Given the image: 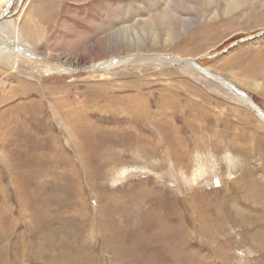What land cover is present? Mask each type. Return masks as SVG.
<instances>
[{"label":"rangeland","instance_id":"obj_1","mask_svg":"<svg viewBox=\"0 0 264 264\" xmlns=\"http://www.w3.org/2000/svg\"><path fill=\"white\" fill-rule=\"evenodd\" d=\"M174 1L14 0L15 27L38 55L56 62L83 60L80 70L60 75L0 60V177H16L15 164L7 166L10 161L19 165L27 156L37 157L32 175L39 177L42 201L34 207L29 199L21 219L15 200L4 206L11 213L12 235L18 226L25 230L24 257L7 264H184L186 250L197 251L190 264H200L202 256L207 264H264V123L223 85L189 65L190 69L184 67L188 59L195 61L245 93L264 113V0L228 14L223 0H218L222 7L216 16V4L183 0L179 9ZM166 3L175 23L171 31L164 24L154 28L156 44L142 41L131 52L112 42V31L162 16ZM194 7L201 10L196 12ZM0 43L7 46L3 38ZM156 54L177 60L172 65L129 63L108 74L87 68L114 57L149 60L144 56ZM138 89L144 95L129 100ZM80 132L106 144L86 145ZM173 148L186 152L176 160ZM101 152L107 153L105 159L115 155L118 159L101 167L97 158ZM99 172L105 179L98 182L93 177ZM236 183L241 192L235 190ZM1 184L6 188V183ZM30 185L28 192L33 189ZM144 188L151 190L148 200L161 218L165 205H172L171 211L177 201L179 214L187 219L185 232L193 242L181 246L175 241L148 240L160 230L157 222L143 229L146 234L137 245L126 229L116 233L122 239L119 245L105 241L106 228L131 226L133 215L141 217L150 208L148 203L147 207L129 204L130 195ZM249 194L252 200L241 199ZM108 204L121 208L108 209ZM139 205L142 213L134 211ZM234 207L242 208L243 214H235ZM175 211L169 216L178 215ZM248 217L250 225L242 222ZM0 233L4 236L2 228ZM6 243L3 251L8 249V257H13L18 252L16 243L12 250ZM116 247L139 256L119 260ZM137 247H143L142 258ZM153 251L161 253L155 260Z\"/></svg>","mask_w":264,"mask_h":264},{"label":"bare ground","instance_id":"obj_2","mask_svg":"<svg viewBox=\"0 0 264 264\" xmlns=\"http://www.w3.org/2000/svg\"><path fill=\"white\" fill-rule=\"evenodd\" d=\"M253 1H255V0H223L224 13L225 14H228L229 11L230 12L231 11H235V10L238 11V9L242 8V6H245V5L250 4V3L252 4ZM174 2H176V1H174ZM182 2H183V0L181 2H176L178 4V6H179V9L183 8L182 7V5H183ZM196 2H198V1L196 0ZM199 2H201V6H204L205 4L206 5H208V4H216L215 8L217 10L216 11H213V16H216L218 14V12H219V9L222 7L221 1H218V0H200ZM13 3H14V0H0V40L2 41V38H3L7 42L6 43L7 46H2V44L0 43V60H3L5 62H7V63H11V64H13L15 66H17L19 64H31V65H34L35 67H37L40 71H42L43 73H45L47 75H51V74H58V75H60V74H66V73L67 74H71L73 72H76L78 69L80 70V67L78 65L81 62V60H83V59H79V58L77 59V58H75L74 60H69L68 58H63L62 60H64V62H62V61L61 62L60 61H57L56 62V61H51L49 58L46 59V58H43L40 55H38L34 51V49H32L33 47L31 46L32 47L31 48L29 46V44L25 41V39L21 36V34L19 33V31L15 27L14 21L12 19L13 16H11V10H12V8L14 6ZM184 3H185V1H184ZM168 4H167V7L162 11V14H161L162 16L156 15L153 18H151L150 21H147L146 22L145 20H142L141 23L140 22L134 23L135 25H130V24H129V26H127L128 24L127 25H123V26H120L119 25L120 27H118L117 30H114V31L111 32L110 39L112 40V42H114V44H116L118 46H121V47H123V48H125V49H127L128 51H131V52H135V50H137V47L140 45V42H142V41L149 40L152 44H156V42L155 43L152 42L153 39L157 38L156 30L154 28H162V25L164 24L168 28L167 30L171 31L172 28H170V27H171V25H173L175 23V21H174V19L172 17L173 15L170 14L171 13V10H169ZM199 8L194 7L193 9H194V11L197 9L196 10V12H197V11H199ZM200 10H201V8H200ZM180 20H181V17L179 18L178 21H180ZM142 33L144 34L143 37H142ZM150 56L151 55L144 56V58L149 59V60H138L136 58L135 59H132L134 56H129V57H114V58H110L108 60H102V61H100V62H98L96 64H93L91 66H88L87 68L89 69V71H92V72H95V73L102 72V73L108 74L111 70H114L116 68L125 66V65H127L129 63L130 64L138 65L139 63H142V62H144V63L145 62H148V65H150L149 64V61H151L154 64L155 63H159L158 65H162V64L172 65L171 63H173V62H175V60H177L176 57H173V56H169L168 57V56H165L163 54H160V55L159 54H156V56L154 55L155 58L153 57V55H152V57H150ZM185 61L186 60H184L182 62L185 63ZM186 62H187V64L186 63L184 64V67H186V68H189L187 65L190 66L191 64H193V65L196 64L198 68L200 67L193 60H189L188 59ZM154 64H152V65H154ZM193 65H192V70L193 71H196V72H199V73L200 72L201 73L203 72L206 76L210 77L215 82L223 85V87H225L226 89H228V91L232 95L234 94V95L237 96L236 98H238V102L240 101L244 105L246 104V106L249 107L250 109H252L253 111H255V113L260 118L259 113L256 112V110L251 106L250 102L242 95V92L241 91H238V89H236V88L233 89L234 86L232 84L226 82V80H224L222 78L220 79L215 74L209 73V72H207V71H205L204 69H201V68H199L200 70L199 69H196ZM87 68L85 67V69H87ZM26 87H28V86H26ZM30 89L31 88H29V89L28 88H25L24 90H26V92H30ZM33 90H35V89H33ZM18 91H22V89H18ZM43 91H44V89H43ZM134 91H135L134 92V95L132 97L128 98L129 100H131L133 102H135L137 98L142 97L144 95L143 93H141V91L139 89L138 90H134ZM233 92H236V93H233ZM262 123H264V122L262 121ZM80 134H82L81 135L82 142L83 143L85 142L86 145H92L93 143H98V144L103 143V144H106L105 141H99V142L92 141L90 139V137H89L90 134L88 132H80ZM166 140H169V139H166ZM109 142L112 144L115 141L112 140V141H109ZM113 146H114V144H113ZM111 148H113V147H111ZM172 150H173L172 152H173L174 159H176V160L179 159V157L186 152L183 149H177V148H173ZM104 151H106V150H104ZM110 151H112V150H110ZM178 152H180V154H178ZM106 154L107 153H105V152H101V153L97 154V158H99V161L101 163L100 164L101 167L110 165L111 163H114V161H116L118 159L117 158L118 157L117 155H115L116 157L114 156L111 160L105 159ZM145 155H148V154L145 153ZM9 160H11V159H9ZM20 161L21 162H20L19 165H18V163H12L11 161L9 162L10 165H7V166L12 167L15 164V169L16 170H14V172L16 174H14V176L16 175V177H13V176L12 177H0V188H1V190H0V193H1V195H0V206L3 208L2 211L0 210L1 211L0 212V230L2 228V231H3V234H4V236H1V233H0V245H2L4 242L5 243L7 242L6 245L8 247H11V250H12V247H13L14 243H16L15 244L16 245L15 246V249L18 251L16 255H13V257H8V255H9L8 249H6L5 251H3L4 245H5V243H4L2 246H0V264H5V263L7 264L8 262L11 261V259H13L15 257H16L15 259H18L17 257H19V258L22 259L24 257V250H25V248H24V242L25 241H23L24 240V236H25V230H22V231L19 230L20 228L18 226V228H17L18 231H17V233L14 234L15 236L18 237V240L15 239V236L12 235L13 232H12V230L10 228V223L12 225L13 222H11V221L9 222V216L11 215V213H10V210L9 209H5L4 206L8 205V202L9 201H14L15 200V202L18 205V210L21 209V211H18V212H20L18 215L20 216L19 218L21 219L24 216L23 212L25 211L24 210L25 208H23V207L26 206V204L29 203V199L32 200V204H33L34 207H40L41 202H42L40 200V198H39V191H38L39 190V187H40L39 177H34L32 175V172L35 170V167L38 164L37 157H34V156L33 157H28L27 156L26 157V160H20ZM28 167L29 168H34V169L32 171H29L28 170ZM93 178H94V180H96L98 182L105 179V177H102L101 172H99L98 175L96 177H93ZM1 183H4V184L6 183L5 184L6 185V188H4V185H2ZM30 184L33 186V189L30 192H28V190L26 189V186L28 187V185H30ZM233 186L236 188L235 190H237L238 192H241V187L238 186L237 183L235 185H233ZM150 194H151V190H145V188H144V190L140 191V193L138 195H132V194L130 195V197L128 198L129 199V204L137 205L139 203L140 205H143V206L147 207L146 206L147 204H145V203H148V206H150V208L149 209L148 208H145V212L142 213V211L139 208L140 205L138 207L135 206L138 209H136V210L133 209V210L135 212L137 210H140L141 213H142L141 217H137L136 215L135 216L133 215L132 216L133 217L132 219L135 221V223L130 224L131 226H129V225L126 224L127 226L124 225L125 227H122V228L121 227L120 228H115V227L106 228L107 230H105V233H104V239H105V241L110 240V241L114 242L115 244L117 243L119 245L121 243L122 239H120V237L118 238L116 233L121 232L122 230L126 229V230H131L128 234L132 233V239H134V241L137 240V241H135L136 242V245H137V243H139L138 240L140 239V237H142V236L144 237V235L146 234V233H144L145 231L143 232V229H145L148 226L150 227L153 223L155 224V222H157V224H159L160 230L159 231L157 230L158 233L157 232L156 233L154 232L155 234H152L151 236H148V238H149L148 240H155V242H161V241H166V242H171L172 241L173 242V241H175V242L179 243L181 246H187L190 242H193V241H189V236L185 232V225L184 224H185V222H186L187 219L185 220V216L183 214H179L182 211H180V209L178 208L177 201L173 199L174 200V202H173L174 204L173 205L175 207H172L171 211L174 212L175 209L177 208L176 211H178V212H176V211L175 212L178 213V215L169 216L170 213H171V211L169 210V207L172 206V205H167L166 204L165 205L166 211L165 212L163 211L164 213L162 212L163 213V216L161 218L160 216H157V214L155 213L154 207L151 208V205L150 204H153V203L148 200V198H150V196H151ZM163 194H164V192H163ZM236 197L238 198V196H236ZM251 197H252V195L249 194V195L242 196L241 199L244 198L243 200H252L253 198H251ZM150 200H151V198H150ZM173 200H171V201H173ZM115 203H117V202H115ZM179 204H181V203L179 202ZM125 205L126 206L128 205V201H127V204L125 203ZM109 206H114L115 207L116 205H114V204H108V209H110ZM123 206H124V204H123ZM183 206H184V204H182V207ZM198 206H199V204H198ZM118 207L116 206V210L115 211L118 210ZM119 208H121V207H119ZM124 208H125V206H124ZM156 208L157 207H155V209ZM128 209H129V207H128ZM131 209H132V207L130 208V210ZM141 209H142V207H141ZM235 209H236L235 214H243L242 208H241V210H239L237 208H235ZM263 209H264V207H263ZM119 210H121V209H119ZM123 210H126V209H123ZM33 211L35 213L34 215H36V217H37L39 215V209L36 208ZM129 211L127 210V212H129ZM192 213L193 212H191V215H192ZM106 215L108 216V214H106ZM144 216H146V217H144ZM186 216H187V214H186ZM129 217H130V215H129ZM107 218L109 219V218H112V217L110 215ZM170 218H174V219H170ZM124 220H127V219H124ZM129 220H131V219H129ZM250 220H251V218L248 217L247 220L242 221V222L243 223L246 222L248 225H250L252 223V222L250 223ZM36 221H38V220L36 219ZM110 221H111V219H109V222ZM109 222L107 223L108 225L110 224ZM129 223H130V221H129ZM234 223H235V221H234ZM124 224H125V222H124ZM206 227H207V225H206ZM207 228H209V226ZM139 229H141L142 231H140ZM202 229L204 230V228H202ZM135 230L138 232L137 234H134L133 233V232H135ZM205 232L206 231H204L203 233H205ZM121 234L122 233H119L118 236L121 235ZM210 234H212V233H210ZM256 234H258V233H255L254 235H256ZM125 236H128V235H125ZM158 236H159L160 239H158ZM129 239H131V238H129ZM142 239H144V238H142ZM145 239L143 240V243H146L145 242ZM123 242H125V240ZM130 242H131V240H130ZM140 243H142V242H140ZM177 243H176V245H177ZM257 243H259V242H257ZM22 244H23V247H22ZM219 245H220V243H219ZM117 247H116V249H117ZM143 247H137V249H138L137 254L140 251L143 250ZM116 249H115V256L119 260H123V259L124 260H127V259H131L132 257H133L132 259L135 260V258H134V256L136 255V252L135 251H133L134 253H132V251H131V253L126 254V253H124L125 250L123 251V250H119V249L116 250ZM263 249H264V247H263ZM81 250H83V249H81ZM132 250H134V249H132ZM259 250H261V249H259ZM147 251L149 252V249ZM148 252H147V254H148ZM175 252H173V253H175ZM151 253H152V256H151ZM151 253H149V255L152 258L155 256L154 259H153V260H155V258L158 257L157 255L160 252L159 251H153ZM177 253L174 254V255H178L179 254V253L178 254ZM195 253H192L189 250L188 251L186 250V251L183 252V255L186 256V258L189 261L190 260L191 261H194L195 258L198 257ZM132 254H133V256H132ZM128 255H131V256H128ZM169 255H171V253ZM136 256L138 257L139 254L136 255ZM142 256H145L144 252L141 255V258H142ZM166 256H168V255H166ZM146 257H147V255H146ZM170 257H172V256H170ZM175 257H178V256H175ZM179 257H181V253H180V256ZM182 258H184V257H182ZM159 259L157 260L158 261L157 263H160L161 262V261L159 262ZM164 259L165 258H163V260ZM200 259H201V262L199 261L200 264H207V263H205L206 261H205V259H203V256L200 257ZM174 260H175V258H174ZM188 260H187V262H188ZM128 262L130 263V261H128ZM136 262L139 263V261H136ZM155 262H154V264H156ZM182 262H184V261H182ZM187 262L184 263V264H190V263H187ZM140 264H143V263H140ZM144 264H146V263H144ZM165 264H167V263H165Z\"/></svg>","mask_w":264,"mask_h":264},{"label":"water","instance_id":"obj_3","mask_svg":"<svg viewBox=\"0 0 264 264\" xmlns=\"http://www.w3.org/2000/svg\"><path fill=\"white\" fill-rule=\"evenodd\" d=\"M82 71V70H81ZM242 95L250 102V104H251V106L256 110V112H258L259 113V115L261 116V118H262V121L264 122V114H263V112L254 104V103H252L250 100H249V97L246 95V94H244L243 92H242Z\"/></svg>","mask_w":264,"mask_h":264}]
</instances>
